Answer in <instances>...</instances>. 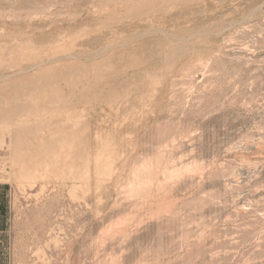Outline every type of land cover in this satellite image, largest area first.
Listing matches in <instances>:
<instances>
[{"label":"rangeland","instance_id":"1","mask_svg":"<svg viewBox=\"0 0 264 264\" xmlns=\"http://www.w3.org/2000/svg\"><path fill=\"white\" fill-rule=\"evenodd\" d=\"M0 264H264V0H0Z\"/></svg>","mask_w":264,"mask_h":264}]
</instances>
